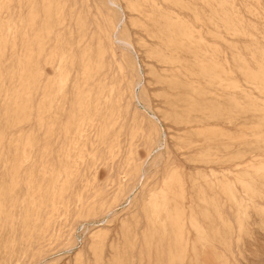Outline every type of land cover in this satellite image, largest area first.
Returning <instances> with one entry per match:
<instances>
[{"label": "rangeland", "instance_id": "obj_1", "mask_svg": "<svg viewBox=\"0 0 264 264\" xmlns=\"http://www.w3.org/2000/svg\"><path fill=\"white\" fill-rule=\"evenodd\" d=\"M147 1L0 0V264H202V180L205 258L264 264L245 244L264 210L229 223L225 171L203 169L226 164L228 101L264 80V0H234L238 27L222 0L167 9L193 26L191 73L160 57Z\"/></svg>", "mask_w": 264, "mask_h": 264}, {"label": "bare ground", "instance_id": "obj_2", "mask_svg": "<svg viewBox=\"0 0 264 264\" xmlns=\"http://www.w3.org/2000/svg\"><path fill=\"white\" fill-rule=\"evenodd\" d=\"M151 1L150 5L152 9L154 8L153 10L155 13H159L158 19L153 20L152 23L154 29L162 34L161 38L157 40L159 45L164 47V52L160 54V57L165 58V55L175 56L179 51H184L189 55L191 54L190 63L187 65L188 72L191 73L194 67L193 26L182 21L176 23L177 17L170 13V11H167V9L172 10L175 12L174 14L179 12L183 8L182 5H184L182 0H161L157 3L153 0ZM222 1L225 5L224 9H226L227 13L230 15L229 19L237 23L238 27L239 19L242 18L239 12L235 10L236 3H234V0ZM242 2V9H244V11L249 12V14L256 13V7L255 9L252 8L254 5L257 6L255 4L256 0H243ZM205 3L209 5L211 4V0ZM257 8L260 7L257 6ZM194 20H197L196 15H194ZM43 23L46 27L51 26V23L49 24L47 21ZM181 37L182 39L177 43V39ZM119 41L123 44L125 43V45L127 44L122 40ZM202 45L201 42L198 44L199 47H202ZM175 65L179 66L180 64ZM262 74H264V72H262ZM192 81L191 77H187L185 79V84L191 86ZM227 105L226 123L228 143L226 147V164L219 167L216 166L217 164L214 165L216 167L205 166L203 169L207 170V172L211 170L215 173L216 171H225L227 178L225 181L228 180L227 184L229 185L227 186L228 203H226V216H224L229 223H231L236 219H242L244 216L249 217L251 215V212H249L250 209H252V213H255L260 208L261 211L264 210V80L246 85V90L243 94L239 97L231 98ZM214 177L216 179L215 174ZM208 186L209 182H205L204 180L198 181L195 184L196 193L194 195V260L196 261L198 258L197 256L200 255L202 256V264H211L205 256L207 253L211 252V249L215 248L212 245L213 243L209 244V242L207 244V237L204 238L205 235L203 236L204 230L206 229V232L208 231L207 228H204L205 221H207L205 219L208 217L204 218L206 216L207 204H205V192L203 189ZM210 195L209 193V196ZM217 211L216 213H218ZM221 239H223V237ZM245 244L246 247L248 246V248L251 249L250 252L252 255H257L261 249H263L264 236L254 237L252 240L245 241ZM253 246L255 247L253 248ZM257 259L259 258L257 257ZM257 259L254 257L251 261L255 262Z\"/></svg>", "mask_w": 264, "mask_h": 264}]
</instances>
